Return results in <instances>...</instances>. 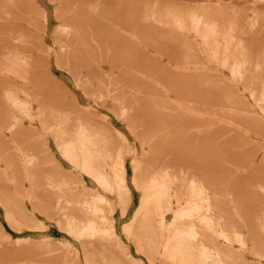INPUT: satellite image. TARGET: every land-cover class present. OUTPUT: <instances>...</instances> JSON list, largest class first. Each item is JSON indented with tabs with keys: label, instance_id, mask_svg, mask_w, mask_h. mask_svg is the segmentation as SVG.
I'll return each mask as SVG.
<instances>
[{
	"label": "bare ground",
	"instance_id": "bare-ground-1",
	"mask_svg": "<svg viewBox=\"0 0 264 264\" xmlns=\"http://www.w3.org/2000/svg\"><path fill=\"white\" fill-rule=\"evenodd\" d=\"M52 2L56 17L64 19L65 0ZM25 6L22 0H0V34L26 46L25 40L15 37L25 36L17 21L25 17L33 23L42 12L30 2L24 14ZM70 16L72 24L56 28L59 36L65 34L69 39L55 52L57 62L62 58L80 71L81 63L71 64L66 49L73 40L76 50L86 47V30L91 31L89 39L100 51L109 50L113 41L121 50L130 49L131 45L121 43L119 37L103 40L107 27L91 21L94 16H109L116 30L111 36H132L145 49L176 56L179 66L165 74L160 67H149L148 60H137L138 54H131L127 61L141 64L135 71L147 78L153 92L143 95L142 85L133 87L138 77L122 70L120 77L130 87L128 105L122 104L121 86L111 89L110 85L103 90L101 77L90 80L74 76L78 86L92 85L90 95L119 103L115 114L127 121L139 141L141 155L131 160V182L140 195L131 219L121 227L137 252L148 264H264V145L256 149L249 140L258 136L264 141V42L255 38L258 33L264 36V26L260 29L264 25V0H74ZM85 20L87 25H83ZM76 50L72 57H77ZM203 61L215 66L207 69ZM35 63L32 52L3 47L0 81L7 82L14 74L38 84L41 75L30 71ZM241 88L253 99L252 105L239 93ZM115 89L117 92H112ZM83 92L89 95L85 87ZM161 92L165 98L173 92L179 100L156 95ZM2 96L10 105L7 110H17L21 116L6 111L0 115V130L11 135L17 130L21 133L23 119H32V114L10 89ZM140 97L145 98L144 106ZM44 102L38 106L42 116L48 107ZM191 105L199 107L195 111L200 116L196 131L205 128L202 117L207 120L206 140L173 143L177 136L185 140L189 131L185 115L192 112ZM79 106L75 101L72 106L60 107L55 123L46 127L72 169H65L53 153L42 154V149L49 147H41L39 141L28 140L27 144L26 139L24 150L16 148L18 160L0 141L4 218L18 231L41 228L42 223L34 218L38 214L55 221L80 244L79 250L62 254L73 264H80L81 256L89 264H144L127 252L128 245L116 231L118 221L112 217L117 212L115 203L105 194L116 193L119 214L127 215L125 206L133 196L122 145L116 146L107 129L95 124L92 112ZM141 110L142 125L138 121ZM152 121L162 127L158 138L150 140L156 131L145 137L140 126L153 125ZM115 130L122 144L125 137ZM239 135L245 138L240 140L245 146L237 148ZM156 140L160 146H174V162L156 156ZM150 160L155 164L159 161V166L153 168ZM79 172L92 178L104 193L95 190L86 198L84 192L89 189ZM50 245L25 236L13 238L0 223V264H66L68 259L60 263L57 253L48 249ZM111 246L120 250L124 261L112 253Z\"/></svg>",
	"mask_w": 264,
	"mask_h": 264
},
{
	"label": "rangeland",
	"instance_id": "rangeland-1",
	"mask_svg": "<svg viewBox=\"0 0 264 264\" xmlns=\"http://www.w3.org/2000/svg\"><path fill=\"white\" fill-rule=\"evenodd\" d=\"M24 4L26 5L23 9V13L25 14V11L27 9V4L30 2H34L36 7L38 6V10L42 12V16L40 14L35 17V20L33 23H29L25 17L18 19L17 23L20 29H22L25 32V36H15L17 38L25 40L26 46L23 44H18L17 40L10 39L9 36H2L0 34V53L3 49V47H15L19 51L26 52L30 54L31 52L35 56L37 63L33 66L30 71L33 73H36L38 75H41L42 81H39L38 84H34L31 81H24L23 79L19 78L18 76L14 74H10L7 82L0 81V115L5 114L7 109L10 108L3 99L2 93L5 89H10V91L14 94L16 97V100L24 103L28 107V112L30 111V114H32V119L24 118L22 123L24 124V129L21 133L17 131H14L15 134L7 133V131L0 130V141L2 144H4L5 147L9 150H15L18 147H23L22 150L25 149V141L28 140L33 141H39L42 143L40 146H47L48 149L43 148L44 150L42 154L45 156L47 153L49 155L55 156V158L58 160L60 164L65 169H72L70 166V163L65 160L59 153V148L55 144V140L53 135L49 132V130H46L50 124H54L56 121V111L60 109L62 106H72L73 103L76 101L79 106V108H88L93 114L94 122L95 124H99L100 126L107 129L108 134L111 135V139L114 141L116 146L122 145V158L123 160L127 159L126 167H127V183L130 187L133 200L127 201L125 209L127 210V215L125 213L119 214L121 211V206L118 202V198L115 196L116 193H105L106 196L111 199L115 203V208L117 209V212L114 211L112 214V217H114L115 220L118 221L116 224V231L121 238V241L123 243H126L127 246V252L132 254L135 258L142 261L144 264H148L145 257L138 253L135 245L132 241V239H128L126 235L123 233L121 227L123 224L129 222L131 219L132 213L134 208L136 207L139 199L140 192L135 189L134 185L131 182L133 171H132V158H139L141 155V149L139 146V141L134 137V134L128 129L127 127V121L121 119L118 115L115 114V112L118 111L119 103H112L111 98L109 97H102L97 98L94 95H90V93L93 91L92 85H83L85 87V90L89 93V95H85L83 92V87L81 85L78 86L75 82V77H83L89 78L90 80H93L95 77H101V87L103 90H105L107 87L111 85V89L121 86L123 93H122V99L123 103L125 105H128V91L130 87H128L126 81L120 77L122 70H125L128 74H133L137 76V81L135 82L134 88L137 86L142 85L143 87V95L152 94L153 90L149 87L151 83L147 81V78L142 77L140 72L135 71L136 67H142L141 64H134L129 63L127 61L128 58L132 57L131 54H138L139 56L137 60H140V58H143L144 60H148L149 67H160V69L167 74L168 71L174 70L176 67H179L176 61V56H169L164 51H161V53H155L152 49H145L141 46V42L138 40L132 38V36H111V34L116 33V30L113 26V20L109 16L104 17H93L91 19L94 23H99L103 27H107L108 35L103 36V40L111 38H117L121 40V43H126L131 45L130 49H120L119 46H115V41L110 43L109 50L100 51L99 49L93 47V44L91 40L89 39L91 36V31L86 30L85 35L83 36V42L87 44L86 47H78L76 50V46L74 45L76 42L73 40L66 49V53H70L71 58V64L73 62H76V64L81 63L80 71H77V69L74 68L73 65H66L65 60L62 58L55 60V52L59 50L60 44L63 42H67L68 36L65 34L59 36L56 32V28L60 25H69L72 24V18L70 16V13L73 10L74 7V0H65V8L64 11L65 17L64 19H58L55 15V3L52 2V0H22ZM54 3V4H53ZM190 4L199 3L198 1H191ZM45 8V9H44ZM1 11V10H0ZM0 14H2L0 12ZM47 14V15H45ZM47 16V17H45ZM95 18V19H94ZM93 19L95 21H93ZM83 25H87L88 20L83 21ZM243 24L245 21L242 22ZM264 25L260 27V29L263 28ZM255 38L257 41L264 42V36H261L260 33L255 35ZM3 45V46H2ZM23 45V46H22ZM135 46H139L138 49H135ZM77 51V57H72L73 51ZM104 52V53H103ZM134 57V58H137ZM38 61L40 63H38ZM204 62V61H203ZM85 63V64H84ZM204 66L208 69L213 68L215 65L210 64L208 62H204ZM139 65V66H138ZM173 74V73H172ZM175 75V74H174ZM75 76V77H74ZM176 76V75H175ZM225 77H228V74L225 73ZM85 84V82L83 83ZM131 87V89H134ZM140 87V88H141ZM42 92V93H41ZM114 93L117 92V89L112 91ZM111 92V93H112ZM41 93V94H40ZM239 93L244 96V100L248 105L253 104V99L250 98L249 94L241 88L239 90ZM165 93L161 92L160 94H156L160 97H163L164 99H171V101H178L179 98L176 96L173 92L168 93L169 97L165 98ZM88 97V98H87ZM76 98V99H75ZM84 98V99H83ZM43 99V100H42ZM75 99V100H74ZM83 100L85 102H83ZM45 101L46 104L48 102V107H46V111L44 112L43 116L40 115V110L38 111L39 102ZM105 102L107 104L101 105L99 102ZM140 103L142 106H144L145 98L140 97ZM87 103V104H86ZM12 108V107H11ZM199 107H196L195 105H191L192 112L190 114L185 115L187 117L186 119V127L189 131L185 134V137L183 140V137L177 136L176 140H173L172 142H180L184 143V141L190 142L192 140H206L207 135V120L202 117V123H204L205 128L202 131H196L195 130V124L197 123L198 116L195 111ZM54 112H53V111ZM115 111V112H114ZM11 115L15 116H21V114L17 110H10L8 111ZM54 113V114H52ZM143 111L141 110L140 118L138 119L140 125L142 123L140 121H143L142 116ZM36 116L34 117V115ZM144 115V114H143ZM43 120V122H42ZM155 122V121H152ZM154 125V129H152V126ZM153 125H146V127H141L143 135L146 137L153 132L156 131V134L151 138L150 140L154 139L155 137L158 138L159 129L162 127L160 123L155 122ZM117 129L120 133H122L125 137V141L122 142L120 137L116 130ZM149 131V132H148ZM13 132V133H14ZM224 133V131H221ZM5 134V136L3 135ZM249 139L251 143L254 145L256 149L260 148V145H264V141L261 137L258 136H252ZM14 139L15 142L12 141ZM182 139V140H179ZM245 139L243 136L239 135L237 139V144L239 148L240 146H245L240 144V140ZM156 142V150L159 152L156 156L158 158L164 157L166 159L171 160L174 162L175 160V148L172 145H168L165 143L164 145L160 146L158 140L154 141ZM250 147L252 145L249 144ZM147 144L145 145V148H147ZM116 148V147H115ZM47 150V151H46ZM51 151V152H50ZM258 155H261V150L257 152ZM152 155V154H151ZM20 157L19 152L13 153V159L18 160ZM153 166V168H157L159 166V161L155 164L152 163L153 160H150ZM2 165V164H1ZM48 166V165H47ZM79 176L83 178V183L88 187L89 190L84 192V195L86 198H89L95 190H100L101 193H104V190H102L96 182L88 177L87 175H84L79 172ZM20 179L23 181L21 176H19ZM92 193V194H91ZM22 202L24 201V198H20ZM26 200V199H25ZM115 209V210H116ZM31 210V207H29V211ZM35 219L39 220L42 223V227L38 229H20L15 230L13 227L5 220L4 218V209L0 204V223L7 232L11 234L13 238L15 237H27L31 240H37V241H44L47 242V244H51L48 246L49 250H52V252L57 253L58 259H60V263H63L64 260H66V264H73L70 258H65L62 256L64 251L69 250L71 253H73L74 250L80 249V244L78 241L73 239L70 235L66 234L65 231L61 230L57 227L55 224V221L50 220L49 218H45L41 214H38L37 217H34ZM171 218V212L167 214V220ZM114 220V222H115ZM51 222V223H50ZM111 251L114 253L115 256L120 258L121 260H125V257L121 254L120 250L116 249L115 247L111 246ZM64 259V260H63ZM250 260H253L252 258ZM78 262V260H77ZM80 264H89L87 263L83 257H80L79 260ZM159 264V263H157Z\"/></svg>",
	"mask_w": 264,
	"mask_h": 264
}]
</instances>
